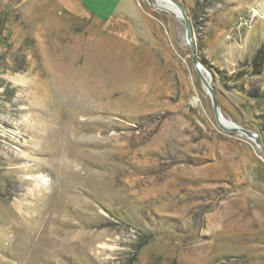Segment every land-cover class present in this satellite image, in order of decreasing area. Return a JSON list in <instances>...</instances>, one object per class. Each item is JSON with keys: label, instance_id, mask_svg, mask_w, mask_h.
<instances>
[{"label": "rangeland", "instance_id": "rangeland-1", "mask_svg": "<svg viewBox=\"0 0 264 264\" xmlns=\"http://www.w3.org/2000/svg\"><path fill=\"white\" fill-rule=\"evenodd\" d=\"M179 1L221 114L254 131L264 0ZM156 4L0 0V264H264V154L217 126Z\"/></svg>", "mask_w": 264, "mask_h": 264}, {"label": "water", "instance_id": "water-1", "mask_svg": "<svg viewBox=\"0 0 264 264\" xmlns=\"http://www.w3.org/2000/svg\"><path fill=\"white\" fill-rule=\"evenodd\" d=\"M167 3L171 4V6L175 8V11L177 14L173 12L170 8L164 5H159V6L155 5V7L158 9L167 11L169 14H171L174 18H176L179 22H181L184 25V28H185L184 36H185L186 43L189 45L191 52H192V63H193L194 69L198 77L200 78L203 86L206 89L207 95L210 98L211 105H212V111H213L214 119H215L217 126L223 131L234 132L236 134L247 137L248 139L252 140L254 144L256 145V147L259 148L264 154V147L262 146L258 138V134L256 132L250 131L248 129H244L234 122H231L230 125L226 126L220 120L223 115L221 114L220 107L218 105V102H217V99L214 93V89L212 87L211 75L209 71L199 61L196 55L195 49H194V43L192 40V26H191L190 19L188 15L186 14V11L182 3L179 0H167ZM202 71L205 72V74L208 76V79L204 76Z\"/></svg>", "mask_w": 264, "mask_h": 264}, {"label": "crops", "instance_id": "crops-1", "mask_svg": "<svg viewBox=\"0 0 264 264\" xmlns=\"http://www.w3.org/2000/svg\"><path fill=\"white\" fill-rule=\"evenodd\" d=\"M99 18H110L114 14L128 15L126 8L130 0H67ZM117 12V13H116Z\"/></svg>", "mask_w": 264, "mask_h": 264}, {"label": "trees", "instance_id": "trees-1", "mask_svg": "<svg viewBox=\"0 0 264 264\" xmlns=\"http://www.w3.org/2000/svg\"><path fill=\"white\" fill-rule=\"evenodd\" d=\"M253 60L252 65L253 66H260L262 62H264V45H260L258 47L254 54H253ZM200 60L203 62V60L200 58ZM204 63V62H203ZM248 63V62H247ZM253 97V104L256 106V108L261 109L262 105H264V91H261L259 93L252 94ZM261 115H263V112H260ZM261 121H258V119L255 117L254 124L252 123L251 126L254 128V131L258 134V137L260 141L263 143V137L262 134L264 133V116H261Z\"/></svg>", "mask_w": 264, "mask_h": 264}, {"label": "bare ground", "instance_id": "bare-ground-1", "mask_svg": "<svg viewBox=\"0 0 264 264\" xmlns=\"http://www.w3.org/2000/svg\"><path fill=\"white\" fill-rule=\"evenodd\" d=\"M156 2H157V4L156 5H164V6H167L168 8H170L173 12H175L176 13V11H175V8L174 7H172L171 6V4H169V3H167V0H156ZM177 14V13H176ZM203 72V71H202ZM205 77H207V79H208V76L207 75H205ZM221 121H222V123H224V125H226V126H228V125H230V123L232 122V121H230V120H228V119H226V118H224L223 116H222V118L220 119ZM67 154V153H66ZM36 188V187H35ZM71 196V195H70ZM66 204V203H65ZM44 234V233H43ZM86 234V233H85ZM75 238V237H74ZM78 240V239H77ZM56 241V240H55ZM54 241V242H55ZM80 241V240H79ZM68 245H70V243L68 244ZM77 246V245H76ZM61 248V247H60ZM85 248V247H84Z\"/></svg>", "mask_w": 264, "mask_h": 264}]
</instances>
